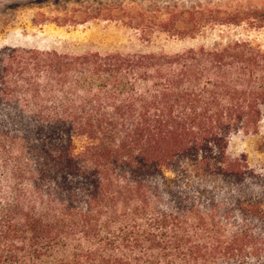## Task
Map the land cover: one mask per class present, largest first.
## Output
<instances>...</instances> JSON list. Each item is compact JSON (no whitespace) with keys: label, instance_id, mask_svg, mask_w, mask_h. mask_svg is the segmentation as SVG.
I'll return each mask as SVG.
<instances>
[{"label":"trees","instance_id":"16d2710c","mask_svg":"<svg viewBox=\"0 0 264 264\" xmlns=\"http://www.w3.org/2000/svg\"><path fill=\"white\" fill-rule=\"evenodd\" d=\"M122 13L144 39L264 26V8ZM263 121L264 46L247 38L1 46L0 264H264V160L232 149Z\"/></svg>","mask_w":264,"mask_h":264},{"label":"rangeland","instance_id":"374dc122","mask_svg":"<svg viewBox=\"0 0 264 264\" xmlns=\"http://www.w3.org/2000/svg\"><path fill=\"white\" fill-rule=\"evenodd\" d=\"M264 0H0V47L3 45L86 52H175L213 46L232 39H250L264 46V26L207 25L195 37L178 38L155 29L144 39L139 29L118 15L164 16L166 10H262ZM112 10L113 16H105ZM126 20V19H125ZM233 152L252 162L264 160V121L258 133L240 134Z\"/></svg>","mask_w":264,"mask_h":264}]
</instances>
